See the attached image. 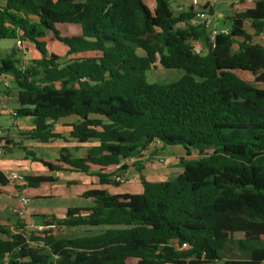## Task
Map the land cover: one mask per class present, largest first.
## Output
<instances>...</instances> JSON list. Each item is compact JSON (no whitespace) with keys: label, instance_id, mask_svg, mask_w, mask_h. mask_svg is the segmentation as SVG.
Listing matches in <instances>:
<instances>
[{"label":"trees","instance_id":"1","mask_svg":"<svg viewBox=\"0 0 264 264\" xmlns=\"http://www.w3.org/2000/svg\"><path fill=\"white\" fill-rule=\"evenodd\" d=\"M212 7L201 9L213 14ZM194 16L192 6L175 14L168 0L153 7L144 0H0V40L28 41L38 53L26 63L16 48L0 57V75L17 90L14 118H30L28 137L48 142L64 138L52 130L55 121L75 116L69 138L96 142L81 157L61 151L56 162L86 174L94 167L100 184L118 186L112 176L140 172L151 148L184 151L170 179L140 175L141 193L89 190L83 196L93 206L49 217L57 228L96 233L63 238L27 231L21 220L11 231L0 220V264L264 262V43L252 41L264 35V0L229 17L214 43L205 22L191 23ZM48 41L64 55L48 51ZM156 63L183 74L149 82ZM130 157L136 160L126 163ZM54 181L25 175L22 185Z\"/></svg>","mask_w":264,"mask_h":264},{"label":"crops","instance_id":"2","mask_svg":"<svg viewBox=\"0 0 264 264\" xmlns=\"http://www.w3.org/2000/svg\"><path fill=\"white\" fill-rule=\"evenodd\" d=\"M247 1H250V3H245L247 5L245 6V9L251 7L255 0ZM178 2L181 3V5L176 10H173L175 14L181 13L190 7V0H178ZM205 4L206 1L204 0V4L202 6H204ZM210 4L213 5V1L210 2ZM202 6L199 7L201 8ZM238 6H240V4ZM212 8L213 16L215 18H221V16H223L215 12V5H213ZM15 41L16 40H14V42L9 46L0 47V57H4L6 51L11 50V48L19 49L16 46ZM35 58H37V56H35ZM35 58L32 57V59ZM20 59L24 63L30 60L29 57H27V55L25 54V51L22 52ZM0 80L3 82V84H7L11 81V77L0 75ZM12 84L15 85L14 82ZM8 88L9 89L6 90L3 87V92L0 94V110L7 111L10 117L14 119V127L18 130V132H26L24 133L26 136L28 131L33 128L32 121L30 118L21 117L20 119L22 120L17 122L15 120L16 118L12 117V112L16 111L19 104L17 100L16 86L13 91H11L12 89H10V84L8 85ZM71 118L72 119L69 121H63L62 119H59L53 123L52 130L61 133L64 138L53 139L49 140L48 142H39L38 140L30 139L27 135V139L29 141L27 145H31V147L34 148L36 147L44 149L45 151H48L52 155V157H57V155L59 157V151H65V148L71 149V152L66 151L65 155L70 154L73 157L83 156L85 154L86 149L89 146L96 144V142H87L84 144H79L74 139L69 138V125L77 121V117L71 116ZM22 128H25V130H22ZM4 131L8 134L9 141L8 147L6 148L5 152L0 156V171L4 174V176L9 170H17L24 176L43 175L50 176L55 179L54 182H43L38 186L21 187L22 192L29 198L25 216L22 217L23 222L25 223V227H31L32 224L39 223L44 218H49L52 215L58 218L63 217L68 208H89L93 206V199L83 196V193L89 190L105 189L111 194H122L126 192L141 193L142 186H139L141 185L140 175L144 176L148 180L153 181L170 179L172 177V173L180 169L179 161L184 157V151L179 146L172 147L170 151L172 155L167 156L164 163H159L155 156L154 158H152V161L146 160L145 157L148 156V153H146L144 157L139 160L142 165V169L140 170V172L134 167H129L124 172L126 175V182L124 184L118 186L110 184L103 185L98 182V178L95 174L97 172V169L94 167H92L89 170V173L86 174L83 172L67 170L64 164L56 162V164L60 166V169L50 171L45 167L41 166L39 163H33V161H28V158L26 159V157L28 155H33V152L30 153L28 151L29 149L24 146L25 143H22L21 145L17 144L10 136V133L7 130ZM56 141L59 143H57ZM16 146L24 148L27 155L24 159L16 160L10 157L12 150ZM164 152L165 149H162L155 152L154 155L164 154ZM44 161L48 162V160ZM12 190L13 186L8 181H6L5 185L0 186V211L4 210L5 212H12L11 207L14 203V200L12 198ZM41 215L45 217H42ZM0 220L3 224L7 225V228L9 230H14V226H12L10 216H0Z\"/></svg>","mask_w":264,"mask_h":264},{"label":"rangeland","instance_id":"3","mask_svg":"<svg viewBox=\"0 0 264 264\" xmlns=\"http://www.w3.org/2000/svg\"><path fill=\"white\" fill-rule=\"evenodd\" d=\"M144 2L146 4L149 5V7H153L154 4V0H144ZM170 7L172 10H176L181 3L178 2V0H168ZM203 2V3H202ZM245 3H250V1L247 0H242L240 3V6H234L233 4H231V0H217L216 2H214L213 5H215V12L219 13L223 16H221V18H215L213 17L212 23L208 25L207 30L209 32V35L211 33L212 30H219V29H224L227 30L229 28V17L233 16L235 13L237 12H241L245 9V6H247ZM204 4V0H199V4L198 6H194L193 7V11L197 12L199 11V6H202ZM183 5V4H182ZM188 7V6H187ZM188 9V8H187ZM201 22L196 15L194 16V18L191 20V23H199ZM249 23L246 22L245 23V28L248 30V32L253 33V30L249 28ZM69 31L71 33H75L76 29L74 27H69ZM252 41L253 42H259V43H264V35H258V34H254L252 36ZM14 42V39H1L0 40V47L3 46H9ZM196 48H200L201 45L198 42H195L193 44ZM47 49L50 52H54L56 54H60V55H64V47L59 44L56 41H48L47 42ZM234 50L237 49V45L234 44L233 46ZM20 52L16 55L17 57H21L22 52L25 51V54L27 55V57H29V59L35 58V56L38 57V53L37 51L34 49V47L32 46V44L28 41L23 42V46L22 49L19 50ZM243 80H245L247 83H252V76L247 73V72H241V71H237L236 72ZM183 74V71L180 69H164L161 66H159L157 63L156 65H154L150 70H148L146 72L147 75V79L149 82H159V83H171V82H175L177 81L180 76ZM13 80L11 79L10 82H8L7 84H4V89L8 90V85L10 84V89H12L11 91H13L15 89V85L12 84ZM63 121H69L71 120V116L68 117H64V118H60ZM13 118L10 117V115L8 114L7 111H2L0 110V128L2 127L4 130H7L10 133V136L13 138V140L21 145L22 143L26 146V148H28L29 152L32 153L33 155H26V152L24 150L23 147H14V149L12 150L11 156L12 158L16 159V160H22L24 159L26 156V159L28 158V161H33V163H39L41 166L45 167L40 160H48V162L56 164L55 159H58V155L57 157H52V155L48 152L45 151L44 149L41 148H34L31 147V145H27V143L29 142L27 139V135L25 136L24 133L26 132H18V130L14 127L13 125ZM17 122L21 121L22 119L16 118L15 119ZM59 120V119H58ZM22 130H25V128H22ZM27 130V128H26ZM31 131V130H30ZM5 133V131H4ZM22 134V135H21ZM5 136L8 139V134L5 133ZM63 136V135H62ZM61 141V140H60ZM57 142V141H56ZM59 143V142H57ZM57 145V144H55ZM65 147V146H64ZM33 148V149H32ZM63 148V147H62ZM165 152L164 154H158V155H154L155 152H157V149H150L148 156L145 157L146 160L148 161H152V158H155L158 160L159 163H164L167 156L172 155V153H170L172 147H165ZM33 150V151H32ZM27 151V152H28ZM66 151L71 152V149L69 148H65V151H62V154H65ZM60 152V151H59ZM174 152V151H173ZM162 159V161L160 162L159 159ZM46 168V167H45ZM47 169V168H46ZM7 181V179H6ZM19 187H27V184H19ZM141 186V185H139ZM12 212H5L4 210L0 211V216L4 217V216H10V220L12 221V226L16 223L17 220H21L23 222V218L22 217H17L15 216ZM26 230L27 231H32L30 226H26ZM15 231V229L13 230ZM97 229H91L90 228H81V227H75V228H67V227H58L56 230H54V234L58 237H63V238H73V237H78V236H82V235H86V234H91V233H96ZM32 246H36L39 245V243L33 242L31 243ZM44 252H48L47 249H44ZM214 264H222V262L219 260Z\"/></svg>","mask_w":264,"mask_h":264},{"label":"built area","instance_id":"4","mask_svg":"<svg viewBox=\"0 0 264 264\" xmlns=\"http://www.w3.org/2000/svg\"><path fill=\"white\" fill-rule=\"evenodd\" d=\"M199 0H190V6H198ZM206 3H210L213 1L216 2L217 0H205ZM242 0H231V4L234 6H238L241 3ZM199 11L195 12L196 17L201 21L205 22V24L208 26L212 23L213 20V14H210L209 12L201 9L199 7ZM227 30L219 29V30H212L209 35V40L211 43H214L215 35L218 33H226ZM16 46L19 49H22L23 41L21 39H16L15 41ZM4 84L0 80V94L3 92ZM12 117H15L16 111L12 112ZM158 143V141H157ZM9 145V141L7 137L5 136L4 130L0 128V156L5 152L6 148ZM136 160L134 157H130L126 160V163H132ZM159 161L161 162L162 159L160 158ZM7 181L13 186L12 190V198L14 200V203L12 204L11 211L12 213L17 217H23L26 213L27 204L29 202V198L22 192V188L19 187V184H22L24 182V175L20 173L17 170H9L7 171L5 175ZM112 180L118 183L119 185L124 184L126 182V175L125 173H117L112 176ZM31 229L35 232H42V231H51L54 232V230L57 229V225L54 222L50 221V218H44L39 223H35L31 225ZM186 247V243H183L180 248ZM261 264H264L262 262Z\"/></svg>","mask_w":264,"mask_h":264}]
</instances>
